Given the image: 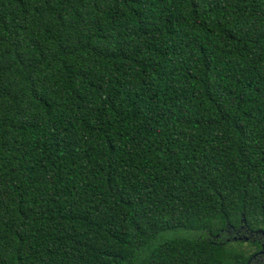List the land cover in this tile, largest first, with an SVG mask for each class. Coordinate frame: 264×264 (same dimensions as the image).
Instances as JSON below:
<instances>
[{
	"label": "trees",
	"instance_id": "16d2710c",
	"mask_svg": "<svg viewBox=\"0 0 264 264\" xmlns=\"http://www.w3.org/2000/svg\"><path fill=\"white\" fill-rule=\"evenodd\" d=\"M0 264H264V0H0Z\"/></svg>",
	"mask_w": 264,
	"mask_h": 264
}]
</instances>
